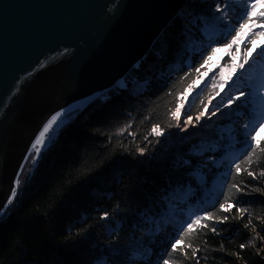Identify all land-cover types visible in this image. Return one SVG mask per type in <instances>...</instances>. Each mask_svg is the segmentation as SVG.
<instances>
[{
	"label": "trees",
	"instance_id": "1",
	"mask_svg": "<svg viewBox=\"0 0 264 264\" xmlns=\"http://www.w3.org/2000/svg\"><path fill=\"white\" fill-rule=\"evenodd\" d=\"M197 1L192 4L196 10L208 8L204 14H197L203 23L196 21L194 15H188L187 12L191 13V10H186L182 17H176L172 27L167 29L168 33H165L171 36L162 37L165 46L163 53L146 56V63L151 67L143 74L145 80L139 79L134 88L113 92L103 101L75 112L36 161L32 158V151L28 154L20 171L29 170L27 182L23 183L21 175L17 178L18 195L13 205L0 217V264L120 262V256L114 259L115 249L119 251L120 243L125 244L123 242L134 236L135 231L153 226L151 218L158 215L151 207L158 208L159 190L174 180L173 164L176 160L184 158L188 163L181 164L179 169L186 166L192 174L204 175L208 166L199 160L201 152L196 151L198 143L193 138L202 135L211 138L206 129L213 125L226 131L234 130L232 125L241 118L239 115L247 108L245 103L251 95L247 96L245 105L237 106L234 102L232 113L223 112L230 110L226 107L214 116L212 112L222 100L227 101L229 94L239 90L250 93L259 84V78L262 80L259 76L261 69L253 66L255 58L263 61L259 52H264V47H256L259 49L255 57L248 58L243 68L245 70L235 77L231 89L225 85L222 91L221 88L215 90L219 95L212 94L213 79L218 80L217 74H214L191 95L187 115H191L193 121L182 131L186 117H180V127H177V121L170 112L182 101L188 85L200 79L204 70L202 66L205 65L204 57L211 51L209 44L203 46L198 54H190L189 50L197 46L192 43L200 38V28L213 24L215 27L222 26L223 34L231 32L226 40L230 39L231 35L236 34L231 29L241 22L234 15L231 17L230 12L236 9L239 13L243 11L247 0H212L210 3L199 0V4ZM217 2L221 5V12L215 11ZM192 5L189 9H192ZM226 14H229L228 18ZM185 15L193 23H198L199 27L178 42L174 36L187 22L182 20ZM226 20H229V25ZM257 23L261 25L259 21ZM257 31L260 29L253 30L248 39H253L252 34ZM189 38L193 42L188 43ZM260 38H256L255 43L260 42ZM218 39L221 38H214L215 42ZM251 45L248 43L245 47L250 48ZM244 53L245 50H239L237 61ZM226 62L232 63V59L227 58ZM177 63L179 68L176 70H165ZM261 64L264 66V63ZM246 72L252 79L245 77ZM138 77L142 78L141 75ZM240 79L243 82L238 83ZM210 94L212 98L209 101ZM205 104L207 108L203 107ZM201 110L205 112L203 117L208 118L206 122H202L205 121L203 117L200 121L195 119ZM222 119L223 124L220 123ZM154 124L163 130L162 135L156 136L151 132ZM140 148L144 149L143 154L137 151ZM237 158L243 159L242 155ZM233 160L229 162L227 172ZM252 160L250 168L247 164H242V168H249L259 176L264 168V153L257 152ZM227 179L233 180V177L228 176ZM234 182L242 188L247 185L249 194L237 204L241 194L231 190V200L235 206L227 213L219 208L217 202L223 200L222 196H216L211 204L205 205L202 210L229 218L223 223L207 221V229H197L193 236L186 238V243H191L193 247L186 249L187 257L174 254L177 264H264V240L261 239L264 237V196L252 191L253 188L264 189V177L253 180L247 172H242ZM226 188L227 184H224L223 189ZM146 205H150V210L143 209ZM236 207L247 209L243 217L236 212ZM103 212L110 214L107 219H101ZM214 226L217 233L211 231ZM179 228L174 229L163 243L159 257L166 253ZM114 236L118 237L115 249L110 247ZM242 243L246 245L243 249L239 247ZM137 247L141 248L139 245ZM194 249H198L196 256L192 255ZM128 250L121 251V255L128 258ZM143 264H147V261H143Z\"/></svg>",
	"mask_w": 264,
	"mask_h": 264
},
{
	"label": "water",
	"instance_id": "2",
	"mask_svg": "<svg viewBox=\"0 0 264 264\" xmlns=\"http://www.w3.org/2000/svg\"><path fill=\"white\" fill-rule=\"evenodd\" d=\"M181 1L0 0V208L47 118L114 87Z\"/></svg>",
	"mask_w": 264,
	"mask_h": 264
},
{
	"label": "snow or ice",
	"instance_id": "3",
	"mask_svg": "<svg viewBox=\"0 0 264 264\" xmlns=\"http://www.w3.org/2000/svg\"><path fill=\"white\" fill-rule=\"evenodd\" d=\"M261 5H264V0H247V7L245 8L243 12V17L241 22L239 23V26H233L231 29L232 32H235V35H231L230 39H228L226 42L223 41H217L215 44L210 45L211 51L208 52V55L204 57V63H208V61L211 59L212 55L215 54L218 47L222 46L224 48H227L231 44H236L238 41V38H240L241 31L245 28L246 25L252 24L253 26L257 21L261 23V29L260 31L253 32L252 36L253 39H250L248 43L253 44L255 43L256 38L264 37V11L259 12L257 15L256 9L257 7H260ZM193 8V15L196 21H199V23H203V21L200 20L199 15L195 14V5L191 6ZM215 11L221 12L222 8L219 2L215 4ZM253 17H255V20H253ZM217 19H220L217 17ZM184 21H187L186 23L182 24L181 30L179 31L178 35L174 36V39H176L178 42L183 41L187 38L188 35H190L194 30H197L199 27L198 23H193L192 20L188 19V16L185 15L183 17ZM191 25V27L189 26ZM252 48H246L244 55L241 57V63L237 65L235 63V55H232V63L228 65V68L230 70H235L237 67L240 69L244 68L245 63L248 61L249 54L252 52ZM203 55V53L201 54ZM196 71L198 72L199 69L197 68ZM231 79V77H229ZM223 79V73H221V78L219 80L213 79L212 83V94L219 95V92H216L215 90L217 88H222L223 85L226 83ZM195 83V81H193ZM122 87L123 90H127L129 88V81L125 79L124 83L122 85H119ZM192 87V84L188 85V89ZM188 89H185V93L188 91ZM256 92L259 94L258 99L260 101V106L258 109L253 110V115L250 118L248 123H245L244 129H245V137L247 143L245 144V151L241 153L243 159H235L233 160L231 164V168L229 171L225 174V180L222 182V189L223 185L227 184V188L223 189L222 191L217 193V196H222V201H217L219 203V208L222 209L225 213L229 212L230 209H232L235 205L231 200V190H235L237 193H240V199L236 201V203H240L242 198L244 196H247L249 193L246 190L247 185H245L243 188L238 184L235 183V177L239 175L242 172H247V175L252 177L253 180H257L260 177H264V168H262L259 172V176L256 172L249 170L251 164L253 163L252 158L257 154V152L264 153V141H262L260 137L261 131H264V80L260 82L259 85L256 86ZM212 94L209 95V101L212 98ZM251 95V93H246L244 90H239L235 94H229L227 101H221L220 104L216 105L215 110L212 112V115H216V112H220L221 108H229L231 109L234 102L237 103V106H241L245 103L247 100V96ZM182 103L178 102L176 105V108L174 111L170 112V115L177 121V127H180L179 121H180V112L182 108ZM204 108H207V105L205 104L203 106ZM62 111L56 112L54 115L51 116V118L43 125L42 130L39 131V134L35 138V143L32 145L33 148H36L37 145H44L47 140L51 139L50 130L53 129V126L57 124L59 118L62 115ZM186 115V118L183 120V128L181 130L183 131L186 129L190 123H192L193 118L191 115ZM205 115V112L203 110L199 111L196 115L195 119L196 121H200L201 117ZM223 115V113H222ZM151 132L154 133L156 136H160L163 133V130L160 128L159 125H152ZM138 152L141 154L144 153V149L140 148L137 149ZM40 149L37 148V154H39ZM187 163V162H186ZM242 164H247L249 168H242ZM234 170V171H233ZM231 176L233 177V180H228L227 177ZM16 185H19V180H17ZM177 183H181L179 180ZM172 187V182L169 181L168 185L165 186L163 189L159 190V203L161 209H164L166 207V204L170 200V193L169 189ZM253 192H258L262 196H264V189L261 188H253ZM18 193L16 187H13L11 189V193L4 204L3 208H0V214L4 212V209L8 208L9 205H11L16 199ZM236 212L239 214L240 217H243L245 213L247 212L246 208L242 207H236ZM108 212H103L101 214V219H107L109 217ZM228 216H216L212 211L202 210L200 212L193 213L191 217L184 221L183 224L180 226V228L177 231V234L172 237L168 250L166 253L157 258V264H177L174 254L180 253L181 255L187 257V248H192L193 245L191 243H186V238L193 236L197 229H207L209 227L207 221L215 220L218 223H223L224 221L228 220ZM245 227H248V225H245ZM211 231L213 233H217V228L214 226L211 228ZM262 240H264V237H261ZM118 241V237L114 236L112 238V242L110 244V247L115 249L116 243ZM127 243H125V247H127ZM239 247L241 249L245 248V244H240ZM198 249H194L192 252L193 256L197 255ZM103 264V262H101ZM107 264H120V262H113L111 260L107 261ZM123 264H143V259L141 258L140 261H136L134 258H130L123 262ZM147 264H151V260L149 259L147 261Z\"/></svg>",
	"mask_w": 264,
	"mask_h": 264
},
{
	"label": "rangeland",
	"instance_id": "4",
	"mask_svg": "<svg viewBox=\"0 0 264 264\" xmlns=\"http://www.w3.org/2000/svg\"><path fill=\"white\" fill-rule=\"evenodd\" d=\"M196 0H194V2H195ZM191 5V4H190ZM263 5H261L260 7H262ZM188 7H190V6H188ZM260 7H257V9H256V13H257V15L259 14V12H261V11H263V10H260ZM208 8H206V9H204V10H207ZM249 27H251V24H250V26H248V28ZM209 28H210V26H209ZM209 28H203V29H201L202 30V32H203V35L204 36H206V33H205V31L206 30H210L211 31V29H209ZM247 28V27H246ZM247 34H248V31H247V29L245 30V32L244 33H242V36L240 37V38H238V41H237V45H238V50H240V44L242 43V41L243 40H245L244 38H246V36H247ZM161 36H162V33H160L159 35H156L155 37H154V39H153V41L148 45V47H147V51H148V55H150L151 57L153 56V55H160V53H163V51H164V43H163V41H162V39H161ZM165 36H171L170 34H166ZM187 42L188 43H191V42H193V39L192 38H189V39H187ZM192 44H195V42H193ZM191 44V45H192ZM254 46V45H253ZM194 48L196 49L197 47L196 46H194ZM196 51H198V50H196ZM232 53H233V51H231V49L230 48H221V49H217V51L215 52V54H214V56L210 59V60H212V64H213V66H212V68L214 69V68H218L219 70H221V67H222V65H221V61H225V57L226 56H228V55H232ZM233 55H235V57H236V59H235V63L237 62V59H239V56L237 55V53H235V54H233ZM232 57V56H231ZM146 58V57H145ZM144 61V60H143ZM233 62V61H232ZM142 64H144V62H142ZM221 66V67H220ZM224 70L222 71V73H223V77H226V76H229L230 74H233L232 73V71L233 70H230L228 67H226V68H223ZM166 70H168V68L166 69ZM202 74V73H201ZM263 75V74H262ZM126 79V78H125ZM196 87H198V86H196ZM111 91H112V88L110 89V90H108L107 92L105 91L104 92V90L103 91H101V92H99V93H97V95H95V94H92L89 98H86V99H84V100H79V101H75L73 104L71 103L69 106H68V108H63V109H60V110H58V112L59 111H61V110H63L62 111V115H61V117L59 118V120H58V122H57V124L56 125H54L53 126V129L52 130H50V134L49 135H52V134H55V131L57 130V127L60 125V124H62V123H66V122H68L69 120H71L72 119V116L74 115V113L75 112H79V110H82L81 108H83L84 107V104H85V101H89L90 99V103L92 104V103H95V102H97V101H103L104 99H106L108 96H110L112 93H111ZM190 91L189 92H187L184 96H183V99H185L184 100V102H186V101H188L189 100V98H190ZM184 104V103H183ZM182 109V108H181ZM55 114V112L54 113H52V115H54ZM52 115H50L48 118H47V120L42 124V126L39 128V130H38V132L35 134V138H36V136L39 134V131L40 130H42V128H43V125L51 118V116ZM203 118H205V121L204 120H202V122H206V120L208 119V118H206V117H203ZM201 122V123H202ZM206 127V126H205ZM62 129V128H61ZM60 129V130H61ZM206 129V128H205ZM202 131H204V130H202ZM206 131L207 132H209L211 135H213V133H211V131H213V129H211V126H209L207 129H206ZM57 132V131H56ZM35 138L33 139V143L30 145V147H32V145L35 143ZM260 139L261 138H264V131H261V133H260V137H259ZM37 146H40V148H42V149H40V152H39V154L44 150V148L43 147H41L42 145H37ZM46 147H48V146H46ZM32 153H33V155H32V158L36 161L37 160V156L39 155V154H37V147L36 148H33L32 147ZM213 151H215V150H213ZM216 152V151H215ZM30 152H28L27 153V155H26V158H27V156H28V154H29ZM166 157H168L167 155H165ZM162 157H164V156H162ZM165 157V158H166ZM25 158V159H26ZM26 161H27V159H26ZM183 162V163H182ZM181 164H185V165H187L188 163H186V160L184 159V158H178L177 160H176V162H175V164H173V169H174V171H176V175H177V177L175 178V183H174V181H173V183H172V187H171V189H173V188H176L178 191H180V190H182V188H184V185H183V182H184V180L185 179H189V180H191L192 178H193V175H188V174H182L181 175V173L179 172V167L181 166ZM23 166H24V164L22 165V167H21V170L20 171H22V168H23ZM27 166V165H26ZM29 171V170H28ZM28 171L26 172V170L24 169V171L21 173H19L18 174V176L15 178V180H14V182H16V180H17V178L21 175L22 177H20V178H22V181H23V183H25V182H27V177H28ZM188 172V170L187 171H185V173H187ZM183 176H186L185 178H183ZM180 177V178H179ZM180 181L181 183H177V181ZM191 183V182H190ZM15 185H16V183H15ZM15 187V186H14ZM9 195H10V193H11V190H9ZM177 193H176V191H173L172 193H170V195H171V197H173L174 195H176ZM9 197V196H8ZM8 199V198H7ZM7 199L2 203L3 205H2V208H3V206H4V204L6 203V201H7ZM13 204H11V205H9V207L8 208H10L11 206H12ZM152 205V204H151ZM145 208H147V210H150V205L148 206V205H146L145 207H143V209H145ZM151 208H153V207H151ZM7 209V208H6ZM6 209H4V210H6ZM1 215L2 214H0V217H1Z\"/></svg>",
	"mask_w": 264,
	"mask_h": 264
},
{
	"label": "bare ground",
	"instance_id": "5",
	"mask_svg": "<svg viewBox=\"0 0 264 264\" xmlns=\"http://www.w3.org/2000/svg\"><path fill=\"white\" fill-rule=\"evenodd\" d=\"M204 2H206V3H210V2H212V0H203ZM193 2H194V0H182L179 4H178V7L176 8V10H178V8L180 9L179 11H178V13H177V15L175 16V18L176 17H182L185 13H186V10L187 11H189V10H191V13L190 12H187L188 13V15H193V8L192 9H189V7L188 6H190V4L192 5L193 4ZM197 3L199 4V3H201L199 0L197 1ZM245 4H247V1H245L244 2ZM190 13V14H189ZM205 13V10H202V9H197L196 10V8H195V14H204ZM227 18L229 17V14H226L225 15ZM189 17V16H188ZM174 18V19H175ZM174 19H172V21H170L169 23H167L166 25H165V29L164 30H162V31H158V35L160 34V33H162V36H161V39H162V37H164L165 36V33H168L167 32V29H169L170 27H172V22L174 21ZM230 19V18H229ZM183 20V19H182ZM228 21L229 20H226V23L229 25V23H228ZM250 28V31H253V30H255L256 28H255V25L254 26H251V27H249ZM216 29H217V34H218V37L219 38H221L220 40H222L223 42H226L227 40H226V38H227V34L228 33H231V32H226L225 34H223L221 31L223 30L222 29V26H216ZM221 35V36H220ZM199 36V35H198ZM198 36H195V37H197L198 38ZM219 39H218V41H220ZM221 48H224V47H222L221 46ZM220 48V49H221ZM147 53H148V51H145V52H142V54L141 55H143L138 61H136V62H134L133 63V65L131 66V67H129V69H127L126 71H124L123 72V74L120 76V78L117 80V81H115L114 83H113V85L112 86H114L113 87V91H112V93L113 92H118L119 91V89H120V91L121 90H123L122 89V87H120L119 85H122L123 83H124V81H125V78L129 81V88H134V85H135V83L136 84H138L139 83V79H141V80H145V78H144V76H143V74H144V72H147L148 70H150V67H151V65H149V64H147L146 63V56H147ZM232 55H233V53H232ZM232 55H228V56H226L224 59H225V61L223 62V61H221L222 63H221V65H222V70H224L223 68H226V67H228V65L231 63V62H226V59L227 58H232L231 56ZM214 55H212V57H213ZM211 57V58H212ZM144 60V61H143ZM211 61V60H210ZM142 62H144V64H142ZM238 62H240L241 63V60H239ZM189 63V62H188ZM192 64V63H191ZM210 66H213V64L212 63H207V64H205L204 66H202V68H210ZM143 67V68H142ZM165 69V68H164ZM173 71V70H172ZM139 75H141L142 76V78L141 77H138ZM121 82V83H120ZM249 82V81H248ZM202 82H200V83H198V85L200 86V85H202V86H204L203 84H201ZM119 86V87H118ZM117 88H119V89H117ZM196 91H197V88L196 87H193L192 89H191V92H192V94H195L196 93ZM101 92V91H100ZM96 95V94H95ZM91 96V95H90ZM79 100H84V99H79ZM78 100V101H79ZM86 102V101H85ZM72 104H73V102H72ZM70 105V104H69ZM69 105H67L66 106V108H68V106ZM221 124H223L224 123V119H222L221 120V122H220ZM214 133L215 132H213V135H214ZM207 135L208 136H211V134L210 133H207ZM33 143V142H32ZM31 143V144H32ZM45 145L46 144H44V145H42L41 147H43L44 149H45ZM238 145H236V147H237ZM236 147H235V150H233L232 149V153H231V155H237V157L238 156H240L239 154H237L238 152L237 151H239V148H237L236 149ZM37 148H39V149H42V148H40V146H37ZM31 150H32V147H30V150H29V152H31ZM230 155H228V157H229ZM226 159V158H225ZM161 166H163L162 164H161ZM170 180V179H169ZM184 186H185V188H187V187H189L190 186V181H189V179H185L184 180ZM184 188V189H185ZM216 193V192H215ZM160 204V203H159ZM190 209H192V208H190ZM195 210V209H194ZM200 210L198 209V210H196L195 212L194 211H192V212H194V213H196V212H199ZM163 212V211H162ZM140 224V223H139ZM137 227L139 226V225H136ZM135 226V229H137V227ZM133 241L134 242H136V244H138L139 246H142V245H145V244H147L148 242H147V234H146V232L143 230V229H139V230H137V232L135 231V234H134V237H133ZM135 247V246H134ZM134 247H132V248H130L129 250H128V254H129V256L131 255V254H133L134 252ZM159 247H162V246H159ZM114 252V251H113Z\"/></svg>",
	"mask_w": 264,
	"mask_h": 264
}]
</instances>
